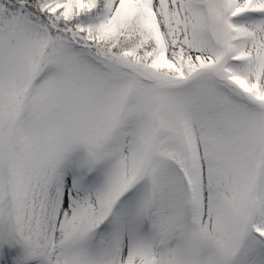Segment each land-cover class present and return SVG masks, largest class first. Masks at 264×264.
Instances as JSON below:
<instances>
[{
	"label": "snow or ice",
	"instance_id": "snow-or-ice-1",
	"mask_svg": "<svg viewBox=\"0 0 264 264\" xmlns=\"http://www.w3.org/2000/svg\"><path fill=\"white\" fill-rule=\"evenodd\" d=\"M0 264H264V0H0Z\"/></svg>",
	"mask_w": 264,
	"mask_h": 264
}]
</instances>
